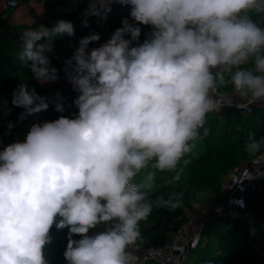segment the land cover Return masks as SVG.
Returning <instances> with one entry per match:
<instances>
[{
	"label": "clouds",
	"instance_id": "obj_1",
	"mask_svg": "<svg viewBox=\"0 0 264 264\" xmlns=\"http://www.w3.org/2000/svg\"><path fill=\"white\" fill-rule=\"evenodd\" d=\"M113 2L131 7L134 23L125 18L91 49L100 35L90 33L64 60L78 114L33 124L0 151V264H47L53 226L69 230L67 264H139L141 222L154 208L184 207L183 193L158 189L181 180L209 134L207 115L232 97L239 110L264 103V0H89L86 15L106 19ZM141 25L151 29L143 42ZM74 34L64 19L26 29L17 57L37 82L54 83V42ZM228 85L232 93L221 95ZM63 100L21 82L11 103L23 120L49 103L63 112ZM262 150L264 136L250 133L245 151ZM205 195L194 193L192 207Z\"/></svg>",
	"mask_w": 264,
	"mask_h": 264
},
{
	"label": "trees",
	"instance_id": "obj_2",
	"mask_svg": "<svg viewBox=\"0 0 264 264\" xmlns=\"http://www.w3.org/2000/svg\"><path fill=\"white\" fill-rule=\"evenodd\" d=\"M20 7L27 8L30 17L33 19L31 24H12L10 19L15 10L7 7L0 10V97L6 95L8 91L23 82H37L30 72V69L23 65L18 57L19 51V33L29 28H37L40 24L51 27L59 19L71 21L74 26V36L67 35L57 37L54 42V52L51 56V66L58 68L59 78L65 79L63 68L64 60L71 57L78 47L79 40L90 33H98L100 40L89 45V49L100 47L103 44V28L96 23L92 16L86 15V9L89 6V0H17ZM42 5L43 14H35L32 8L33 4ZM130 6H123L119 3L111 5V11L107 16L106 29L111 38L112 34L123 26L122 21L126 18L129 23H134L130 17ZM259 19V17H254ZM87 20V26L83 21ZM140 41L143 42L150 32L148 26L141 25ZM125 38H130L126 36ZM102 42V43H101ZM35 91L49 101L53 100L55 94L59 92L64 100L63 112H57L55 105L49 103L47 111H41L33 115H27L34 119L35 124H42L45 121H53L60 116L73 117L78 114V108L74 104L77 93L73 91L72 85L64 87L55 86L52 89L41 90L39 87H33ZM29 87L28 89H33ZM224 91L231 90L228 85L223 88ZM18 109V108H17ZM254 108V112H255ZM19 110V111H18ZM17 111L23 113L24 109ZM261 114L256 112L249 116H242L240 113L228 110L224 115L225 123L218 126L217 112H211L206 117L205 127L209 129V134L196 142L194 149L195 155L190 157V163L184 167L181 180L171 186H164L158 189L159 194L167 198L171 191L184 194V207L175 211H169L166 208L155 209L147 221L141 222L142 235L144 243L140 246L161 247L165 237L171 236L173 239L177 230L185 226L188 222V214L195 208L192 207L193 194L203 192L206 189L215 192L219 198L217 204L221 201V185L225 178L236 168L244 167L249 161L255 159L262 153L255 156L249 155L245 151V143L249 134L254 133L257 139L264 136V107ZM17 124L11 133L0 132V151L3 150V144H11L16 140L23 142L33 123L27 118ZM37 117V118H36ZM234 129H237L233 134ZM203 129H201V133ZM182 163V162H181ZM170 175V174H163ZM159 181V176L157 178ZM264 178L263 186L255 193L248 194L247 208L251 215L252 225L259 234V242H255L249 229L240 221L237 216L238 211L229 216L230 223L225 230H220L217 239L212 241L207 239L202 254L205 258L198 257L201 264H264ZM187 222V223H186ZM186 223V224H185ZM185 224V225H184ZM183 225V226H182ZM68 228L61 230L54 226L51 229V243L44 247V251L52 257V264H67L63 252L67 246ZM75 236L74 239H78ZM209 238V237H208ZM171 239V240H172ZM170 240V241H171ZM197 252V251H196ZM195 253V252H194ZM145 264H156L146 262Z\"/></svg>",
	"mask_w": 264,
	"mask_h": 264
},
{
	"label": "built area",
	"instance_id": "obj_3",
	"mask_svg": "<svg viewBox=\"0 0 264 264\" xmlns=\"http://www.w3.org/2000/svg\"><path fill=\"white\" fill-rule=\"evenodd\" d=\"M114 3L116 2L112 4ZM6 7L16 11L20 8V5L17 0H6ZM92 18L103 30H107V18L101 19L97 16H92ZM17 108L20 109L19 107ZM254 108L255 105H252L251 111L239 110L235 107V104H233L232 106H223L218 112L228 109L236 111L242 116H249L254 112ZM21 123L22 120L20 119L18 125ZM7 145L8 144H3V148ZM263 178L264 153L256 157L250 163H247L244 167L234 169L222 182V198L220 203L214 208L215 216L223 217L227 213L232 214L236 211H240L247 204L248 194L255 193L262 188ZM190 223L191 222H188L187 225L179 228L174 238L161 247L151 245L148 247L140 246L138 249H133V254L139 257V264H145L146 262H153L156 264H185L188 260L190 249H193L198 241V238H189L186 234L187 226Z\"/></svg>",
	"mask_w": 264,
	"mask_h": 264
},
{
	"label": "rangeland",
	"instance_id": "obj_4",
	"mask_svg": "<svg viewBox=\"0 0 264 264\" xmlns=\"http://www.w3.org/2000/svg\"><path fill=\"white\" fill-rule=\"evenodd\" d=\"M108 40H109V37H107L105 32H103V44L106 43ZM27 86L28 88L29 87L33 88L37 86L41 90L46 89L45 87L46 85L40 84V83H36V84L30 83V85L27 84ZM16 87L17 86L11 88L6 95L0 97V132L2 133H6V132L11 133L15 129V126H17L18 121L20 120L21 113H19L18 112L19 110L17 109V107H14L11 103L12 93ZM220 92L229 94L231 93V90L224 91V89L221 88ZM4 102H6V104ZM263 107H264V103L255 105V108H256L255 112L257 111L256 112L257 115L261 114V111H262L261 109H263ZM9 109H11L10 112L8 111ZM226 111H228V109L222 110L221 112H217V121L219 122L218 126L225 123L224 115ZM26 118L28 120H31V123H33L32 122L34 121L33 118L31 117H26ZM9 122L13 123V127L11 129L8 128ZM35 123L36 122H34L33 124ZM236 130L237 129H234V132L232 135H234ZM251 161H249L248 163H250ZM203 190H204L203 192L206 193V195L199 200V205H200L199 208H195V210L192 213L188 214L187 222L191 221V223L187 226L186 233L191 234L193 236L192 238H195V237L198 238V241L193 247V249H190L188 260L185 264H201L198 261V257H201V258L203 257L205 258V260H207V257L203 256L202 254V250H203L205 243L207 242V239L209 241H212L211 240L212 238L217 239V236L220 230H225L229 226L228 224L231 222L229 219V216L231 214L229 213L225 214L223 217L215 216L214 208H216V206L218 205L217 202L219 198H217V195H215V192H210L206 189H203ZM237 216L240 218V221H243V223L247 226L254 241L256 243L259 242V234L252 225V219L248 211L247 204L240 211H238ZM171 239H172L171 236L165 237L164 240H162L164 242L158 243V245L159 244L165 245ZM44 255H45L47 264H52L53 259L49 255V253L44 251Z\"/></svg>",
	"mask_w": 264,
	"mask_h": 264
},
{
	"label": "crops",
	"instance_id": "obj_5",
	"mask_svg": "<svg viewBox=\"0 0 264 264\" xmlns=\"http://www.w3.org/2000/svg\"><path fill=\"white\" fill-rule=\"evenodd\" d=\"M6 7V0H0V10L4 9ZM32 8L33 10L35 11V14H38V15H42L43 14V8H42V5H36L35 3L32 5ZM10 22L12 24H31L33 22V19L30 17L29 15V11L27 8H24V7H20L18 10H16L14 12V15L13 17L10 19ZM105 34L107 37H109L110 39V36H109V33L107 30H104ZM64 83V84H62ZM46 88L47 89H52L53 87L55 86H60V87H64L66 85H71L68 80L65 78V79H58L56 82L52 83V82H49V83H46L45 84ZM231 86V85H230ZM230 91V90H229ZM233 89H232V86H231V93H232ZM221 93V92H220ZM231 93L227 94V93H221L222 95H230ZM234 103H239L241 102L240 98L239 97H232ZM191 222V221H190ZM187 236L189 238H192L193 236L191 234H188L186 233Z\"/></svg>",
	"mask_w": 264,
	"mask_h": 264
},
{
	"label": "water",
	"instance_id": "obj_6",
	"mask_svg": "<svg viewBox=\"0 0 264 264\" xmlns=\"http://www.w3.org/2000/svg\"><path fill=\"white\" fill-rule=\"evenodd\" d=\"M102 43V42H101Z\"/></svg>",
	"mask_w": 264,
	"mask_h": 264
}]
</instances>
